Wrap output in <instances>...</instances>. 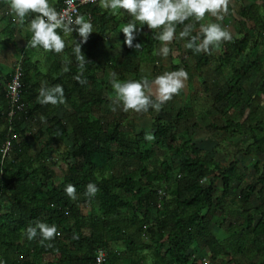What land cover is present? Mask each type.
I'll return each instance as SVG.
<instances>
[{"label": "trees", "instance_id": "obj_1", "mask_svg": "<svg viewBox=\"0 0 264 264\" xmlns=\"http://www.w3.org/2000/svg\"><path fill=\"white\" fill-rule=\"evenodd\" d=\"M63 1L49 3L58 11ZM34 15L30 12L21 24L10 0H0V22H4L0 47L11 46L17 54L10 69L0 70V200L5 198L0 202V264H94L98 251L106 253L104 264H199L194 250L209 252L217 264H264V164L255 163V182L233 194L232 184L241 180L238 161L224 169L201 157L193 133L183 126L193 118L191 108L177 109L173 119L155 117L149 131H138L127 119L109 120L99 112L107 103L103 90L113 88V73L123 82L145 77L143 62L155 72L161 70L154 55L161 42L159 29L136 21L133 44L141 43L139 64L120 72L114 64L96 62L92 51L106 42L107 33L115 39L111 42L114 49L124 38L123 25L133 18L123 9L113 14L100 1L81 7L79 15L91 20L95 34L82 44L88 63L81 71L73 51L75 42H80L77 32L67 33L71 43L60 53L31 46L32 33L27 27ZM238 16L253 23L248 32L220 42L219 55H213L211 46L201 50L193 67L200 71L215 62L216 72L228 73L226 90L213 96L210 113L221 119L211 127L229 136L247 137L248 144L238 153L263 155L264 7L240 6ZM195 22L194 16L177 22L175 35ZM192 30L191 35L199 33ZM56 31L65 36L62 29ZM18 37L23 38L20 47L15 41ZM189 39L185 37V42ZM133 46L124 43L125 56ZM191 49L187 47L186 55L194 57ZM16 67L20 68V97L10 107L7 87L16 76ZM179 67L192 68L182 59L170 70ZM108 68L113 70L110 80L102 81ZM45 82L49 87L63 85V103L71 111L66 119L58 103H40L39 89ZM208 88L204 83V89ZM10 111L16 114L9 123ZM151 111L149 107L146 112ZM149 132L154 139H146ZM8 139L10 149L3 156ZM34 146L37 153H33ZM159 152L161 158H157ZM54 156L66 166L59 184L51 168ZM153 159L160 162L152 171ZM129 161L138 167L117 169L116 163ZM90 182L99 189L95 195L87 193ZM69 184L76 188L75 199L65 191ZM218 188L221 194L214 198ZM93 205L97 214H82L81 206ZM217 212L220 219L215 218ZM37 221L55 224L59 234L43 244L39 234L28 239L26 229ZM212 225L226 237L217 238ZM115 244L124 248V259L111 249Z\"/></svg>", "mask_w": 264, "mask_h": 264}, {"label": "rangeland", "instance_id": "obj_2", "mask_svg": "<svg viewBox=\"0 0 264 264\" xmlns=\"http://www.w3.org/2000/svg\"><path fill=\"white\" fill-rule=\"evenodd\" d=\"M238 2L236 8L233 7V10L230 12V9L227 5V11H221V14L218 16H213L210 13H206L205 16L201 19H197V22L192 23V29L195 31H199L201 29V25L217 22L220 23L223 27L227 28L231 31L233 38H238L241 34H246L250 27L252 26V22L243 21L242 18L238 16V11L240 6H250L251 4H258L264 7V0H235ZM235 6V4H234ZM119 13V10H118ZM221 19V21H220ZM3 24L4 22H0V38L3 37ZM28 28V27H27ZM192 30V31H193ZM180 34V33H179ZM95 34L92 33V36ZM106 42L100 43L96 49L92 51L94 60L99 64H103L106 66H110L112 64L116 65L118 71L123 70L124 68H129L132 64H139V48H135L133 46L130 55L125 56L124 50V39H119V43L113 49L111 42L115 39L109 33L106 34ZM66 43H71L69 41V34H65L63 37ZM111 39V40H110ZM110 40V41H109ZM117 40V39H116ZM17 46L23 45V38L15 39ZM139 42H134L133 45ZM141 44V43H140ZM167 44L169 47V52L167 55H163L160 52V48L162 45ZM213 51V55H219V51L217 46L210 45ZM261 49L258 54L261 56ZM187 46L185 42V37H181L180 35H175L172 41L164 42L161 41L155 51V59L156 65L161 67V70L155 72L151 65L143 62L141 64V73L146 75L149 79H152L164 72L171 71L170 67L174 65H180L182 59H186L188 64L192 66L187 72L189 73L188 79L185 82V87L182 88L178 93L173 94L172 98L163 103L162 107L159 111L152 108L151 114L146 111H136L134 109L124 110L122 105L116 101L114 96V89L111 88L109 90H103V94L107 103L103 105L99 112L102 116H106L109 120H124L127 119L132 122L135 128L139 131L141 129L149 131L151 128L152 121L155 117H164L165 119H173L174 114L179 108H191L193 113V118H191L187 122H183V126L185 128L190 129L193 133L194 142L197 144V148L201 151V157L204 159H212L216 162L220 168H226L229 162H233L234 160L238 161L237 170L241 177L239 183L234 182L232 184V193L237 194L238 190L242 189L245 185L251 184L255 182V172L253 166L255 163H259L260 166L264 164V154L253 153L251 155L245 156L237 151L239 149H245L249 140L245 136H232L227 135L222 131H216L211 127V124L217 122V120L221 119L216 115H212L210 113L213 96L218 92V90H226V84L229 81V75L227 72L221 73L215 71V62H211L208 66L203 68L200 71L194 69L193 65L195 63V59H198L203 51H196L194 48L191 49L194 57H190L186 55ZM14 55V59H11V56ZM257 55V56H259ZM17 58L16 49L9 46L7 48L0 47V70H4V65L7 61L13 65ZM40 59H43L41 56ZM241 61L247 62V58L241 56ZM182 68V67H179ZM107 74L103 76L102 81L110 80V74L113 72L111 68L106 69ZM204 83L209 86L208 89H204ZM100 87V85H99ZM152 95L153 100H155L154 89L153 92L150 93ZM262 105L264 106V94L261 95ZM61 106V114L63 117H66L70 114V109L64 103H58ZM190 110V109H188ZM243 119V118H241ZM244 120V119H243ZM64 122L67 124V120ZM196 125V127H195ZM37 127H33L31 133L27 135H31L35 133ZM125 129L127 127L125 126ZM30 137V136H29ZM33 153L38 152V148L36 146L33 147ZM162 152L157 154V158H161ZM159 158V159H160ZM54 166H51L52 171L55 173L54 182L55 184H59L61 182L62 175L66 170L65 163L62 159L54 156ZM157 160L154 163V160L150 163V170H154L155 167H158L160 160ZM127 167L130 169H136L138 165L129 161L127 163L118 162L116 163V167L118 170L121 167ZM155 166V167H154ZM163 191V190H161ZM163 193V192H161ZM221 192L219 188L215 191L214 198L219 197ZM5 198H2L0 202L4 201ZM251 205L254 206V201L251 200ZM82 214L95 213L97 214V206L93 205L88 208L85 206H81ZM216 219H220L221 215L217 212ZM219 221V220H218ZM220 222V221H219ZM214 229V233L217 235V238L223 239L225 238V234L223 231L219 230L217 226L212 225ZM114 252L119 251L124 259L126 256L123 254L124 248L121 244L112 245L111 248ZM125 256V257H124ZM193 257L197 259V262L201 264L205 261V264H217L211 260L210 254L207 251H193ZM238 262H244L242 258H237ZM121 264V263H119Z\"/></svg>", "mask_w": 264, "mask_h": 264}, {"label": "clouds", "instance_id": "obj_3", "mask_svg": "<svg viewBox=\"0 0 264 264\" xmlns=\"http://www.w3.org/2000/svg\"><path fill=\"white\" fill-rule=\"evenodd\" d=\"M100 3L103 8L112 10L113 14L123 9L133 18L132 22L126 23L121 29L125 38L124 42L132 47L135 39L134 30H138L136 21L147 24L150 29H159L157 38L160 41L169 42L176 34L177 22H183L190 16L199 20L206 13L218 16L220 11H227L228 0H100ZM10 8L21 24L30 12L36 14L28 22V29L32 33L30 43L33 48L42 46L43 49L60 53L65 49L66 41L56 30L62 29L65 34L77 32L80 42H75L73 51L79 61L81 71L84 70L88 62L82 53V44L94 32V26L90 19H86L84 15H78L75 20H66L64 15L49 3V0H10ZM191 28V25L185 26L179 35L190 37L186 46L194 48L196 51H207L210 45L218 47L220 42L232 39L231 31L217 22L201 25L197 35H191ZM134 47L139 48L141 44L136 43ZM160 52L167 55L168 45H162ZM112 75L114 78L111 83L115 99L124 110L147 111L151 106L159 111L164 102L185 87L189 73L186 69L180 68L164 72L152 79L145 76L140 79H127L123 82L115 79V73ZM76 79L81 80L80 76H77ZM81 82L84 81L81 80ZM153 89L155 100L150 94ZM38 99L40 103L45 104L63 103V85L56 84L49 87L45 82L39 89ZM154 138L152 133H146V139ZM98 190V187L92 182L87 185L89 195H95ZM65 191L69 197L75 199L76 188L74 185H67ZM38 234L42 237L39 242L43 244L45 240L50 241L59 233L55 224L37 221L35 225L27 227L26 235L31 240ZM202 260L201 264H203Z\"/></svg>", "mask_w": 264, "mask_h": 264}, {"label": "built area", "instance_id": "obj_4", "mask_svg": "<svg viewBox=\"0 0 264 264\" xmlns=\"http://www.w3.org/2000/svg\"><path fill=\"white\" fill-rule=\"evenodd\" d=\"M100 0H64L62 3V7L58 10V12H61L65 19H72L75 20V18L79 15V11L81 7H84L89 4H96ZM75 25H73L74 27ZM20 68L16 67V76L12 80V82L7 87V98L9 99L10 107H14L19 100L20 97V90H21V84L19 82V71ZM16 114L13 111H10L8 114V122L10 123L12 120V117ZM11 131V130H9ZM11 139H8L2 149V155L5 156L8 154L10 145H11ZM107 256L106 253L103 251H98L96 257H95V263L94 264H104L106 261ZM205 264V261L202 262Z\"/></svg>", "mask_w": 264, "mask_h": 264}, {"label": "crops", "instance_id": "obj_5", "mask_svg": "<svg viewBox=\"0 0 264 264\" xmlns=\"http://www.w3.org/2000/svg\"><path fill=\"white\" fill-rule=\"evenodd\" d=\"M234 4H235V6H234ZM237 4H238V2L237 1L235 2V0H228V8L230 9V12L233 10V7L236 8ZM237 11H238V9H237ZM219 14H221V11ZM220 21H221V19H220ZM23 30L27 31L28 29L23 28ZM11 59H14V55L11 56ZM5 64L6 65H4V69H10L12 67V65L8 61Z\"/></svg>", "mask_w": 264, "mask_h": 264}]
</instances>
